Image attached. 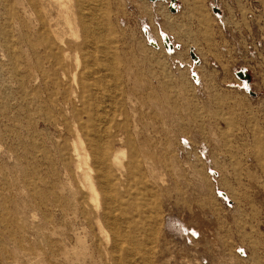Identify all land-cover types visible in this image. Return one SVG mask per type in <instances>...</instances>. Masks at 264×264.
Masks as SVG:
<instances>
[{"label":"rangeland","instance_id":"obj_1","mask_svg":"<svg viewBox=\"0 0 264 264\" xmlns=\"http://www.w3.org/2000/svg\"><path fill=\"white\" fill-rule=\"evenodd\" d=\"M78 1L0 0V264H264V0ZM89 110L141 248L104 237Z\"/></svg>","mask_w":264,"mask_h":264},{"label":"bare ground","instance_id":"obj_2","mask_svg":"<svg viewBox=\"0 0 264 264\" xmlns=\"http://www.w3.org/2000/svg\"><path fill=\"white\" fill-rule=\"evenodd\" d=\"M34 1L35 0H28V3L30 5H33ZM57 1H61V0H57ZM68 1H70V0H68ZM83 3H84V0L78 1V4H80L79 6H81ZM170 3L172 4V2H170ZM60 4L64 5V3L63 4L60 3ZM68 8L69 7H67L65 10L67 11ZM215 13L218 15V12H215ZM73 14H74V12H73ZM64 16H65V22L71 23V21L69 19V15L65 14ZM79 22L82 23L83 35H84V38L86 40H88L92 36L93 37H95V35L98 36V33H96L95 30H92L93 28L91 27V25L89 23H87V20L85 19L84 15L80 16ZM54 34H55V32H54ZM161 36H162V41L165 42L166 36H164V34H161ZM84 45H85V43H81L78 45V48H84ZM166 47L168 48L167 44H166ZM75 59H76V64L78 65L79 64V56L77 55ZM89 67L93 68L92 64H90V66H88V68ZM112 69H113V67H112ZM243 73H245V70L241 71V77H243L242 76ZM70 77H71V81L75 83L76 72L73 73L72 76H70ZM242 85H244L247 88V85H248L247 81H243ZM92 86H94V85H92ZM88 87H90V85H88ZM75 97H77V95H75ZM78 99L82 100V97L80 95H78ZM86 115H88V118L90 120V124L88 126H85L88 129L85 128L83 124H81V126H80L81 130L84 133V139L85 140L84 141L81 139H78V140H79V145L81 146V149H82V161L85 164L84 176H85V179L87 181L89 191H91V200L95 204V206L102 205L104 208L102 219L109 229V233H105L104 237H106L107 240H110V239L113 240V248L114 249H119L120 244L123 242L124 243L136 242L138 244V246L141 248V246H143V245L137 242V239L134 236L135 234H132L131 236H129L130 234L125 232V230H124L125 233L121 232L119 230V228L117 226L116 218L114 217V211H116L118 209L117 206H115V205L117 204V202L119 200V194L117 193L116 185H118L120 178L124 176L123 175L124 171H126V170L128 171L127 168L129 167L130 162L125 164L122 160H120L121 157H124L123 156L124 155V149H122L121 147L117 148L115 151H113L112 155L107 157L105 145L101 144L100 141L96 142L95 144H93V143L91 144L89 137H88L89 134L87 135V133H90V135L101 136L100 135L101 132H100V130H98V127H96V126H94V124H92L93 120L98 117V114H96V112L89 110ZM220 194H222V193L220 192ZM116 263H117V261H116Z\"/></svg>","mask_w":264,"mask_h":264},{"label":"crops","instance_id":"obj_3","mask_svg":"<svg viewBox=\"0 0 264 264\" xmlns=\"http://www.w3.org/2000/svg\"><path fill=\"white\" fill-rule=\"evenodd\" d=\"M169 2H172L169 6H172L173 9L176 8V13L183 10L187 13L186 15L199 14L203 6L201 0H169ZM173 6H175V8Z\"/></svg>","mask_w":264,"mask_h":264},{"label":"water","instance_id":"obj_4","mask_svg":"<svg viewBox=\"0 0 264 264\" xmlns=\"http://www.w3.org/2000/svg\"><path fill=\"white\" fill-rule=\"evenodd\" d=\"M152 1H154V0H152ZM239 74L241 76V72H239ZM242 76H248V75H246L245 73H243Z\"/></svg>","mask_w":264,"mask_h":264}]
</instances>
